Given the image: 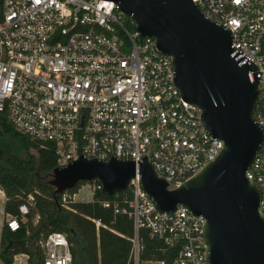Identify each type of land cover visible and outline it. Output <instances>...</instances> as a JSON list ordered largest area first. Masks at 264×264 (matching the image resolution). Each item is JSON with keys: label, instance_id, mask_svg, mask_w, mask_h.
Segmentation results:
<instances>
[{"label": "built area", "instance_id": "2783aa9c", "mask_svg": "<svg viewBox=\"0 0 264 264\" xmlns=\"http://www.w3.org/2000/svg\"><path fill=\"white\" fill-rule=\"evenodd\" d=\"M193 1L232 32V46L261 73L256 121L264 129V0ZM128 20L108 0H0V114L19 134L52 145L55 169L67 168L80 155L105 162L146 157L173 190L197 175L221 143L209 135L201 112L180 97L171 58L153 39L131 30ZM247 177L261 191L264 215V145ZM128 190L127 208L116 204L115 212L134 221V264H165L140 261L138 233L145 229L168 247H179L172 264H206L204 217L181 206L161 212L140 178L132 179ZM101 191V183L87 182L78 191L79 201L78 193H62V206L93 203ZM20 213L24 220L28 207H20ZM0 215L1 242L4 224L16 231L20 222L7 219L4 207ZM39 245L43 264H73L65 234L51 233ZM13 264H29V256L16 255Z\"/></svg>", "mask_w": 264, "mask_h": 264}, {"label": "water", "instance_id": "95a60500", "mask_svg": "<svg viewBox=\"0 0 264 264\" xmlns=\"http://www.w3.org/2000/svg\"><path fill=\"white\" fill-rule=\"evenodd\" d=\"M128 16L138 34L171 58L180 97L201 112L209 135L220 141L217 155L193 178L170 190L144 157L137 161L87 159L56 168L48 185L58 196L82 182L97 181L107 196L125 192L140 178L163 213L179 206L206 219L202 234L206 264H264L261 191L247 177L264 145L256 121L258 68L232 46V32L207 18L193 0H108Z\"/></svg>", "mask_w": 264, "mask_h": 264}, {"label": "trees", "instance_id": "16d2710c", "mask_svg": "<svg viewBox=\"0 0 264 264\" xmlns=\"http://www.w3.org/2000/svg\"><path fill=\"white\" fill-rule=\"evenodd\" d=\"M131 30L135 24L128 20ZM21 153L25 157H21ZM56 167V155L52 145H46L19 134L0 114V191L5 194L4 212L16 218L20 228L12 231L4 224L0 242V260L13 264L16 255L29 256V264H43L40 248L49 234L60 232L67 236L73 256V264H134L131 259L132 240L136 236L134 221L123 213L132 199L130 190L114 196L99 192L93 203L70 202L62 206V195L55 199V189L48 185ZM87 182L79 183L68 191L73 196ZM33 200H30V198ZM110 206L104 207L102 203ZM26 205L28 214L23 220L20 207ZM95 221L101 226L96 227ZM143 249L140 261L172 264L179 247L170 248L162 240L153 237L149 230L138 233Z\"/></svg>", "mask_w": 264, "mask_h": 264}, {"label": "rangeland", "instance_id": "374dc122", "mask_svg": "<svg viewBox=\"0 0 264 264\" xmlns=\"http://www.w3.org/2000/svg\"><path fill=\"white\" fill-rule=\"evenodd\" d=\"M20 155H21V157H25V154L24 153H21L20 152ZM50 181V179L48 180V182ZM81 196H82V194H81V192H79L78 194H77V196H76V199H77V201H79L80 199H81ZM3 199L4 198H2V195L0 194V209L2 208V207H4V201H3ZM2 219V216L0 215V220ZM7 219H10L9 217H7Z\"/></svg>", "mask_w": 264, "mask_h": 264}, {"label": "crops", "instance_id": "0c3cea01", "mask_svg": "<svg viewBox=\"0 0 264 264\" xmlns=\"http://www.w3.org/2000/svg\"><path fill=\"white\" fill-rule=\"evenodd\" d=\"M1 195H4V199H3V201H4V205H5V201H6L5 194L3 193V194H1ZM2 198H3V196H2Z\"/></svg>", "mask_w": 264, "mask_h": 264}]
</instances>
